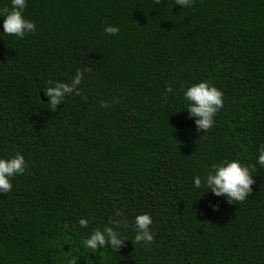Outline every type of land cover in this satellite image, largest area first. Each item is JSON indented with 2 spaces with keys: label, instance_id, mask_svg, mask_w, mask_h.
Segmentation results:
<instances>
[{
  "label": "trees",
  "instance_id": "16d2710c",
  "mask_svg": "<svg viewBox=\"0 0 264 264\" xmlns=\"http://www.w3.org/2000/svg\"><path fill=\"white\" fill-rule=\"evenodd\" d=\"M0 264H264V0H0Z\"/></svg>",
  "mask_w": 264,
  "mask_h": 264
},
{
  "label": "clouds",
  "instance_id": "9594fccd",
  "mask_svg": "<svg viewBox=\"0 0 264 264\" xmlns=\"http://www.w3.org/2000/svg\"><path fill=\"white\" fill-rule=\"evenodd\" d=\"M185 108V106H184ZM183 116L186 114V111L182 112ZM184 121H179L178 123H173L175 129H179V135H181Z\"/></svg>",
  "mask_w": 264,
  "mask_h": 264
},
{
  "label": "water",
  "instance_id": "95a60500",
  "mask_svg": "<svg viewBox=\"0 0 264 264\" xmlns=\"http://www.w3.org/2000/svg\"><path fill=\"white\" fill-rule=\"evenodd\" d=\"M40 98H41V100H43V101H44V98H43V96H42V95H40Z\"/></svg>",
  "mask_w": 264,
  "mask_h": 264
}]
</instances>
